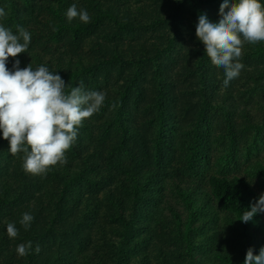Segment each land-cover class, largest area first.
<instances>
[{
  "label": "trees",
  "instance_id": "obj_1",
  "mask_svg": "<svg viewBox=\"0 0 264 264\" xmlns=\"http://www.w3.org/2000/svg\"><path fill=\"white\" fill-rule=\"evenodd\" d=\"M107 1L0 0V24L13 32L28 25L31 33L29 53L10 57V69L16 58L20 67L46 65L66 93L82 83L106 94L78 126L66 163L45 174L25 173V153L11 154L0 137V264H203L197 232L220 213L233 250L224 246L214 264H243L264 236L263 214L239 219L260 195L248 175L264 183V154L245 164L236 156L246 131L264 130V41L242 45L244 68L225 87L224 69L195 35L201 12L220 18L221 0ZM73 3L87 9L88 23L67 20ZM128 35L135 41L124 42ZM225 97L239 118L218 135L205 122ZM219 136L234 149L211 172L205 163ZM246 146L250 153L253 144ZM232 159L242 165L234 173ZM24 212L34 217L27 230ZM29 241L28 254L18 256L17 245Z\"/></svg>",
  "mask_w": 264,
  "mask_h": 264
},
{
  "label": "clouds",
  "instance_id": "obj_2",
  "mask_svg": "<svg viewBox=\"0 0 264 264\" xmlns=\"http://www.w3.org/2000/svg\"><path fill=\"white\" fill-rule=\"evenodd\" d=\"M219 12L218 20L201 12L195 35L211 62L224 69L226 87L244 68L239 59L242 45L264 41V0H221ZM4 15L5 9L0 7V17ZM65 15L69 22L76 17L84 23L91 19L87 9L78 8L75 3ZM30 42L31 33L22 25L13 32L0 24V137L7 139L11 154L25 153L22 168L25 173L36 175L45 174L50 166L66 163V151L77 137L78 126L100 110L106 94L87 90L82 83L66 93L65 80L46 65L34 69L29 63L20 67L21 61L16 58L10 69L9 58L28 52ZM246 209L239 218L245 223L264 214V192ZM33 219L30 212H24L19 223L27 230ZM18 231L14 223L7 224L9 238H15ZM30 248V241L27 245L18 244L16 253L23 257ZM243 264H264V245L258 253L249 247Z\"/></svg>",
  "mask_w": 264,
  "mask_h": 264
},
{
  "label": "rangeland",
  "instance_id": "obj_3",
  "mask_svg": "<svg viewBox=\"0 0 264 264\" xmlns=\"http://www.w3.org/2000/svg\"><path fill=\"white\" fill-rule=\"evenodd\" d=\"M111 1L112 5H115L114 0H108L107 3H109ZM106 3V4H107ZM106 6V5H104ZM28 28V25H26V29ZM149 35L152 34L151 32L148 33ZM123 39L124 42H129L130 40L135 41V36L133 37V35H128L127 37H121ZM153 38H150L149 41H151ZM34 61V59H33ZM35 62V61H34ZM241 88H243V86H241ZM235 92V90H232ZM231 92V91H230ZM240 96H246L248 95V93H240ZM239 95H236L237 97H239ZM224 98V96L222 97ZM226 100L219 103L217 105V108L215 110H213V112L210 115V118L208 119V121H206V125L212 123L213 124V132L215 133V129L217 130V132H219L220 128H222L224 131L226 129V127L232 125L233 123L238 120V113H239V108L235 107L233 109H231V113L228 111V103H229V99L228 97H225ZM246 105H249L252 107V104L250 102L244 103ZM258 112V110L256 111ZM204 127V129L206 130L207 127ZM191 124L188 125L187 129L191 130L192 129ZM246 131V130H245ZM249 135H246L244 137H242V139L239 142V152L236 154L239 162L241 164H245L249 159H252L254 157H260L259 160H262V155L264 154V130L258 134L255 132L254 129H250L249 131H246ZM218 135H220L221 133H217ZM253 137H255L253 139ZM212 143L210 146V149L213 150L211 153V158H210V163H205L206 166H210L209 168L212 170L211 172H214L215 169H217L218 167L223 168V160L227 159V156L229 153H233V149L234 146L230 147L229 145V140L228 137H221L219 136L218 138L216 137H212ZM253 144L252 150L250 153L249 149L247 148L246 145L248 144ZM257 146V147H256ZM256 147V148H255ZM221 158V161H219V163L216 162L217 158ZM232 164L230 163V168L232 169V167L234 169H232L231 173H234L236 171H238V169L241 168L242 165L240 166H233L234 164V159H232ZM216 162V163H215ZM248 177H251V181L253 182V184H255L257 187V189L259 190V193L261 194L262 192H264V183L259 184L258 183V179H260V175H248ZM263 218H264V214H263ZM211 218H207L205 220H210ZM203 220V221H205ZM230 225L226 219V217L224 218L223 214H219L217 216L216 219H214L211 222H208L205 224V227L200 229L197 232V249L196 252L198 254V257L200 258V260H202L203 264H214V262L216 261V256L217 254L220 252V250L226 246V250H224L223 252H225L226 254H229L233 248H232V244L227 243L226 240L230 238ZM260 242V246H255L254 251L256 253L259 252V249L262 245H264V236L261 237L259 239Z\"/></svg>",
  "mask_w": 264,
  "mask_h": 264
}]
</instances>
